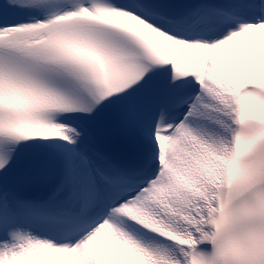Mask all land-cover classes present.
Instances as JSON below:
<instances>
[{
    "label": "snow or ice",
    "instance_id": "1",
    "mask_svg": "<svg viewBox=\"0 0 264 264\" xmlns=\"http://www.w3.org/2000/svg\"><path fill=\"white\" fill-rule=\"evenodd\" d=\"M0 264H264V0H0Z\"/></svg>",
    "mask_w": 264,
    "mask_h": 264
}]
</instances>
